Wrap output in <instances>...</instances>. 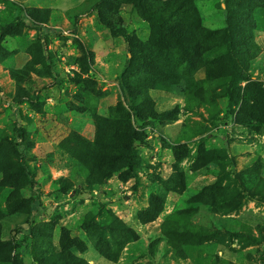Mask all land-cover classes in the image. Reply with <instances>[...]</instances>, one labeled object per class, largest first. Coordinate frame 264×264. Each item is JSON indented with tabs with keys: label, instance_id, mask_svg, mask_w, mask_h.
Masks as SVG:
<instances>
[{
	"label": "rangeland",
	"instance_id": "374dc122",
	"mask_svg": "<svg viewBox=\"0 0 264 264\" xmlns=\"http://www.w3.org/2000/svg\"><path fill=\"white\" fill-rule=\"evenodd\" d=\"M195 6L235 57L130 0H0V264H264V0Z\"/></svg>",
	"mask_w": 264,
	"mask_h": 264
},
{
	"label": "trees",
	"instance_id": "16d2710c",
	"mask_svg": "<svg viewBox=\"0 0 264 264\" xmlns=\"http://www.w3.org/2000/svg\"><path fill=\"white\" fill-rule=\"evenodd\" d=\"M132 4H135L138 9H140L141 12L147 14L149 18L153 21L156 28L159 30H162L166 32L171 40L177 42L179 46L182 47V49H187L188 47L195 52H199L202 50L205 52H213L218 49V55L221 56L222 54V48L226 44V48L224 49V53L229 54L232 57H235L234 54H237L236 47L240 50V42L237 40L238 35L234 33L232 30L231 34L229 33L228 29H225L223 32L215 33L216 31H213L209 28H206L201 23V18L198 14V11L196 10L195 3L204 1V0H130ZM129 3V2H126ZM174 3L175 5H171ZM230 9V8H229ZM73 10L69 11L68 13L72 12ZM27 15L29 19L33 20L34 22L40 23L38 21V17L41 16V14L46 13V17L50 16V12H52L51 9H36V8H26ZM76 12V11H74ZM99 16L102 15L101 12H98ZM244 17H241V20H243ZM111 24H106L107 28L109 30L114 29L115 22L114 19ZM105 24V20H104ZM249 25H252V21ZM39 40L40 43L43 46H48L47 36L43 32V28L39 29ZM43 33V34H42ZM191 38L190 40H185L184 37ZM218 55H214L213 59L214 62L219 59ZM231 57V58H232ZM214 65H211L210 67H206V73L210 74V68H213ZM125 89L127 92H129L128 86H125ZM254 101V100H252ZM255 102V101H254ZM136 112V111H135ZM113 117L110 119H107L108 123L110 124V127L107 129V131L114 133L116 131L118 134H123L125 137H129V140L132 142L134 139L135 131L133 129L128 131H124L123 128L120 126L113 127L112 124L114 121H117ZM136 119L138 120V123L141 122V118L137 117L136 113ZM15 133L17 134V147H18V154L19 156H22V153L26 154L28 150V146L25 141L24 132L20 128H15ZM116 158H111L110 155H105L106 158L103 162L98 163L97 165L100 166L104 171H106V178H109L112 174V172H116L119 169L128 167L127 164H120L119 166H115L114 168H109L108 171V164L111 161V163H114L116 160L121 159L123 157H126L124 159L131 160V152L126 153L124 152L123 148L119 144L114 145ZM121 149L119 154V150ZM23 156V157H24ZM121 157V158H120ZM23 166V172L25 174V177L29 180H31L32 174H30L29 169L25 164ZM262 244H264V240L261 241ZM1 244V242H0ZM75 248V246H71L68 250L65 251V254L62 255L63 257L58 258L60 263L58 264H77L81 263V260L78 258H67L66 256L72 252V250ZM64 253V250L62 251V254ZM42 258V257H39ZM264 261V258L262 259ZM42 264H46L45 260H41Z\"/></svg>",
	"mask_w": 264,
	"mask_h": 264
},
{
	"label": "crops",
	"instance_id": "0c3cea01",
	"mask_svg": "<svg viewBox=\"0 0 264 264\" xmlns=\"http://www.w3.org/2000/svg\"><path fill=\"white\" fill-rule=\"evenodd\" d=\"M77 6H79V5H77ZM28 7H30V8H36V7H31V6H28ZM37 7H41V6H37ZM47 8V7H46ZM41 9V8H40ZM50 9V8H49ZM51 10H52V8H51ZM66 13H68L69 11H65Z\"/></svg>",
	"mask_w": 264,
	"mask_h": 264
}]
</instances>
